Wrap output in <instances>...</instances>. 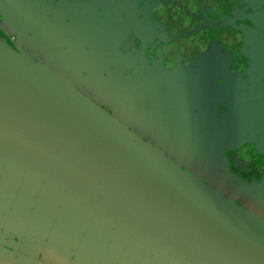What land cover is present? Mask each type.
Masks as SVG:
<instances>
[{
	"label": "water",
	"instance_id": "obj_1",
	"mask_svg": "<svg viewBox=\"0 0 264 264\" xmlns=\"http://www.w3.org/2000/svg\"><path fill=\"white\" fill-rule=\"evenodd\" d=\"M0 198L115 254L157 264H264L262 218L2 40Z\"/></svg>",
	"mask_w": 264,
	"mask_h": 264
},
{
	"label": "flooded vegetation",
	"instance_id": "obj_2",
	"mask_svg": "<svg viewBox=\"0 0 264 264\" xmlns=\"http://www.w3.org/2000/svg\"><path fill=\"white\" fill-rule=\"evenodd\" d=\"M38 1L32 9L45 29L64 38L93 34L107 58L104 76L134 84L133 103L139 97V107L173 112L185 127L200 123L224 142L235 172L262 180L264 0ZM0 250L19 264H157L70 239L2 198ZM0 264H9L1 253Z\"/></svg>",
	"mask_w": 264,
	"mask_h": 264
},
{
	"label": "rangeland",
	"instance_id": "obj_3",
	"mask_svg": "<svg viewBox=\"0 0 264 264\" xmlns=\"http://www.w3.org/2000/svg\"><path fill=\"white\" fill-rule=\"evenodd\" d=\"M9 12L0 5V26L6 30V35L0 30V40L12 46L11 37L14 38L20 50L58 73L165 156L264 220V185L235 172L229 157L221 151L224 142L212 140L209 131L200 123L193 122L185 127L175 119L173 112L151 111L154 106L149 105L139 107V97L138 102L133 103L138 95L134 84L128 85L126 81L122 84L104 76L107 58L93 40V34L83 30L88 39H79L76 33L64 38L54 31L52 43L51 39L40 38L30 27L5 22L3 18L9 16ZM145 102L148 101L142 98V103ZM114 258L117 262L123 259L119 255Z\"/></svg>",
	"mask_w": 264,
	"mask_h": 264
},
{
	"label": "crops",
	"instance_id": "obj_4",
	"mask_svg": "<svg viewBox=\"0 0 264 264\" xmlns=\"http://www.w3.org/2000/svg\"><path fill=\"white\" fill-rule=\"evenodd\" d=\"M36 2L40 3L38 0H0V5H4L10 12V17L13 15V17H10L8 15L4 16V21L9 23L10 25L14 23H18L19 25H24V28H29L30 24H38L34 28H30L32 31H35L38 33L40 38L43 39H51L53 36L52 32L53 30L50 28L44 27V22L41 19L43 16H39L37 12H35L32 8L34 6L33 4ZM25 10L26 15H21L20 10ZM32 9V11H30ZM19 12V13H18ZM8 13V14H9ZM4 15V14H3ZM22 16V17H21ZM40 24V25H39ZM55 40H52L50 42H54ZM42 63V62H41ZM261 184L264 185V177L260 181Z\"/></svg>",
	"mask_w": 264,
	"mask_h": 264
}]
</instances>
